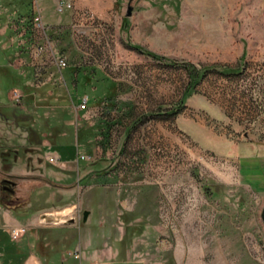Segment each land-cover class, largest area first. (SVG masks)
Returning a JSON list of instances; mask_svg holds the SVG:
<instances>
[{
	"label": "rangeland",
	"instance_id": "rangeland-1",
	"mask_svg": "<svg viewBox=\"0 0 264 264\" xmlns=\"http://www.w3.org/2000/svg\"><path fill=\"white\" fill-rule=\"evenodd\" d=\"M32 1L0 7L31 14ZM40 1L64 25L36 29L45 50L33 79L0 62V206L32 200L25 218L75 206L65 222L35 216L54 235L91 210L113 227L119 257L144 264H264V0H81L105 7V18L80 0L64 12ZM186 63L241 71H209L184 101ZM15 88L36 99L17 102ZM86 126L94 137L80 135ZM28 127L44 144L29 140Z\"/></svg>",
	"mask_w": 264,
	"mask_h": 264
},
{
	"label": "crops",
	"instance_id": "crops-1",
	"mask_svg": "<svg viewBox=\"0 0 264 264\" xmlns=\"http://www.w3.org/2000/svg\"><path fill=\"white\" fill-rule=\"evenodd\" d=\"M53 1L54 4H57V0ZM76 3L77 6L80 7L89 6L93 8L102 18L107 17L106 8L97 7L95 1H87V5H83L86 3L81 0ZM37 4L41 6L40 11L46 26L57 28L64 25L62 23L63 18L57 13L58 11L55 12L58 16H55L54 13L49 15V6L46 4L43 5L40 0L32 1L31 14L21 12L14 3L7 4L2 2V6L0 7V62L8 58L10 63L13 64L21 74L32 77V79L35 75L34 65L38 58L34 54L38 37L36 34L37 28L34 25ZM49 16L52 19H50ZM10 48L14 49L12 53L4 51V49L9 51ZM19 65H23L27 70H20L21 67H19ZM20 90L26 94L24 89ZM42 144H44V141ZM0 146L4 147V145ZM1 152L4 154L6 151L3 149ZM9 169H13V166ZM44 172L43 176H46L48 173H46V170H44ZM44 191L45 189L38 190V196H41ZM19 203H24L25 207L28 208V212L32 209V200L24 202L18 201L15 204ZM10 204L15 205L12 203ZM10 204L2 203L0 206V228L5 231H10L9 229L11 227L15 228L23 225L25 226L26 224L29 225L28 233L23 235L19 240H16V243L27 251V256L21 264H144L140 260L131 259L129 255L126 258H120L119 248L114 241L116 236L114 237L115 233L113 234V227L110 226V223L105 219L99 222L93 220L92 212L87 221L83 219L84 224L78 226L76 225V221L71 218L70 225H60L61 233L59 235H54V229H52L54 227L38 226V224L41 223V219L33 223L35 216L39 213L42 215L49 213L52 214L49 217L53 220L56 218L57 220L59 219L65 222L66 219L64 217H66L67 214H64L63 211L67 209H71L72 211L75 206H73V208L67 207L62 210L38 207L37 212L30 217L25 218L24 214H22L21 218V213L10 208ZM28 212L26 214H28ZM96 224L99 225L97 226ZM76 228L80 229L78 234L75 233ZM25 241L26 244H23ZM20 242L22 243L20 244ZM3 247V250L0 252V264H4L5 262L4 253L6 247ZM68 247H70L69 250H67Z\"/></svg>",
	"mask_w": 264,
	"mask_h": 264
},
{
	"label": "trees",
	"instance_id": "trees-1",
	"mask_svg": "<svg viewBox=\"0 0 264 264\" xmlns=\"http://www.w3.org/2000/svg\"><path fill=\"white\" fill-rule=\"evenodd\" d=\"M125 20H127V18ZM137 47L142 49L144 53L151 55L156 59L164 58L162 55H160L154 51L147 50L146 48H144L142 46H137ZM185 67L189 71L191 80H190L188 87L185 90V93L183 96L184 101L186 98H188L190 95H192L196 91L197 85L202 81V79L205 77V75L209 71L218 70L219 72H221L223 74H239L241 71L240 67L235 68V67L217 66V65L198 67L193 63H186ZM90 76L91 75H89V79L91 78ZM50 85H52V84L46 83V85H45L46 87L44 86V89L40 88V87H35V86H34V88H36V90H37V88H40L41 91L43 90V92L46 93L48 91V89L52 88V87H50ZM115 89H116V87H115ZM32 90L33 89H31V90L26 89L25 91H26V93L31 95V98L36 99V96H35V94L32 93ZM117 91H118V89H116L114 94H112V95L110 94V96H114ZM54 92H56V90H54ZM64 97H65V95L63 96V98ZM89 103H90V98H89ZM94 104H97V101L93 102L91 105H94ZM182 108H183V106L180 105V107H178L176 110L172 109L170 111V113H173V114L179 113L182 110ZM16 116H18V115H16ZM31 127H33V126L31 125ZM28 129L30 131V133H29L30 139L29 140L34 142V143L42 144L43 143L42 132L36 131L34 128L30 129L28 127ZM88 131H91L89 133V135H88ZM58 132H59L58 127H56L53 137L57 140H59L58 137L60 136V133H61V132H59V133ZM79 133H80V135H82V133H83L84 138L85 137H88V138L94 137V129L89 127V126L79 128ZM95 135H96V133H95ZM87 141H88V139H87ZM52 146L54 148H56V147L58 148V146H59L58 142L56 140L52 141ZM9 206H10V208H12L14 210L19 211L21 213V215L22 214L25 215L28 212V208L25 207L24 203H19V204L9 205ZM5 232H7V231L0 228V252L3 250V248H4L3 246L6 247L5 253H4V258H5L4 264H21L23 262V260L25 259V257L27 256V251L24 250L22 247H20L17 243L9 244L4 238Z\"/></svg>",
	"mask_w": 264,
	"mask_h": 264
},
{
	"label": "built area",
	"instance_id": "built-area-1",
	"mask_svg": "<svg viewBox=\"0 0 264 264\" xmlns=\"http://www.w3.org/2000/svg\"><path fill=\"white\" fill-rule=\"evenodd\" d=\"M72 5H73L72 0H57L56 9L58 12H64L67 8L72 7ZM86 16L91 20H94L96 18L94 13L90 11L86 13ZM34 25L37 28V30H39L40 32H46L47 30V26L44 22V18L40 9L37 10V13L35 15ZM44 50L45 47L41 45L40 46L36 45L34 49V54L36 55V57H39ZM56 64L60 69L66 68L69 65L67 59L62 56L56 57ZM23 96L24 93L20 89L17 88L13 89L12 98L14 100L18 102L23 98ZM88 102H89V97L85 96L82 99V102L78 105V109L83 110L87 108ZM83 158H87V157L83 155ZM27 231H28L27 226L23 225V226L15 227L11 230V236L14 240H19L23 235H25Z\"/></svg>",
	"mask_w": 264,
	"mask_h": 264
},
{
	"label": "water",
	"instance_id": "water-1",
	"mask_svg": "<svg viewBox=\"0 0 264 264\" xmlns=\"http://www.w3.org/2000/svg\"><path fill=\"white\" fill-rule=\"evenodd\" d=\"M132 13H133V6L130 5L129 6V9H128V12H127V16L130 17L132 15ZM90 213H91L90 210H86L84 212V218H83L84 221H87L88 220V217H89ZM261 219H262L263 224H264V205H263L262 210H261ZM73 220H75V219H73Z\"/></svg>",
	"mask_w": 264,
	"mask_h": 264
},
{
	"label": "bare ground",
	"instance_id": "bare-ground-1",
	"mask_svg": "<svg viewBox=\"0 0 264 264\" xmlns=\"http://www.w3.org/2000/svg\"><path fill=\"white\" fill-rule=\"evenodd\" d=\"M68 210H69V209H67V210H64V211H63V213H64V214H66V213L68 212Z\"/></svg>",
	"mask_w": 264,
	"mask_h": 264
}]
</instances>
